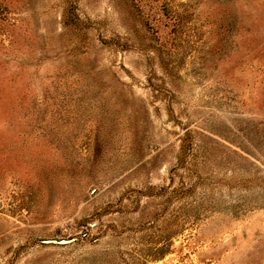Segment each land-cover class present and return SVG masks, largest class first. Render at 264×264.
Masks as SVG:
<instances>
[{"label":"rangeland","instance_id":"374dc122","mask_svg":"<svg viewBox=\"0 0 264 264\" xmlns=\"http://www.w3.org/2000/svg\"><path fill=\"white\" fill-rule=\"evenodd\" d=\"M0 264H264V0H0Z\"/></svg>","mask_w":264,"mask_h":264}]
</instances>
